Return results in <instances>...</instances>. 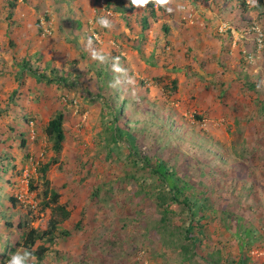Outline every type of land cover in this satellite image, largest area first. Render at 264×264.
Instances as JSON below:
<instances>
[{
	"label": "rangeland",
	"instance_id": "obj_1",
	"mask_svg": "<svg viewBox=\"0 0 264 264\" xmlns=\"http://www.w3.org/2000/svg\"><path fill=\"white\" fill-rule=\"evenodd\" d=\"M153 2L0 0V264L25 249L31 264H264V41L249 32L264 0ZM158 158L206 198L192 248L180 203L158 224Z\"/></svg>",
	"mask_w": 264,
	"mask_h": 264
},
{
	"label": "trees",
	"instance_id": "obj_2",
	"mask_svg": "<svg viewBox=\"0 0 264 264\" xmlns=\"http://www.w3.org/2000/svg\"><path fill=\"white\" fill-rule=\"evenodd\" d=\"M112 0H107V3L110 4ZM147 5L149 8L152 10V14L155 15L156 11L154 8V2L153 0H147ZM148 17L143 16V29H146L148 26ZM167 29V27L165 26ZM22 67L26 68L29 66V61L28 60H23L21 62ZM30 70H33L32 68H29ZM33 73L35 74L36 78L38 81L46 80L47 82L51 83L53 81L56 82H61L63 78H59L57 76H48L45 73H42L40 71L33 70ZM175 82V81H173ZM64 118L65 114L62 110H58L52 118L48 121L47 127H46V132L50 136V138L53 139L54 141V148L56 151L61 150L62 148V143L65 139V131H64ZM115 130L118 132L123 131L121 128L116 126ZM113 139H117L116 134L113 135ZM147 160L149 163L152 161V158L155 156L152 153H147ZM51 163L47 162L43 165L42 170L44 173L47 172L49 169ZM153 171L156 173V175L160 178L162 182V187L159 188L158 192V197L160 199V204L159 206L161 207V218L158 220V224H160V229H165L168 228L169 222H170V217L172 216L170 213V208L173 203H180L181 207L186 209L188 211V215L190 217V222L188 225L185 226L184 232H185V238H188L190 240V245L191 248L196 246V243L200 239L199 237L192 236L191 231L192 229L199 225L202 226L203 224L201 223V220L203 219L204 214L199 216V212L201 209L206 208V204L204 201H206V198H198L197 196H194L193 194H187V190H191V185L190 184H185L181 185L179 183V180L176 176V172L171 169L168 164L158 158L157 161H155V164L153 166ZM60 197V193L53 190L52 191V198L54 201H57ZM16 200V198H13ZM60 209V213L64 216L67 217L69 216V210H67L63 205H58ZM58 225V219L57 218H52L51 219V228L48 230H44L43 232H39L35 228H31L29 232L27 233L26 236V241L25 245L27 247H31L36 243L38 239H43L45 237H50L54 234V230ZM252 232H254L253 228H247L244 229V231H236L235 235L239 239L240 243V250H243V247L249 242L247 240V237L251 236ZM245 233V234H243ZM251 241V240H250ZM175 243V242H174ZM178 244V242H176ZM181 245V243H180ZM42 249L45 251L47 248L42 247ZM190 257L194 256L196 254L195 249L193 248L190 252ZM39 257H43L42 254L38 253ZM247 256H241L237 262L239 264H245L247 263ZM209 260H206V262ZM213 261V260H212ZM213 264L217 263L216 261L211 262ZM201 264V263H197Z\"/></svg>",
	"mask_w": 264,
	"mask_h": 264
},
{
	"label": "clouds",
	"instance_id": "obj_3",
	"mask_svg": "<svg viewBox=\"0 0 264 264\" xmlns=\"http://www.w3.org/2000/svg\"><path fill=\"white\" fill-rule=\"evenodd\" d=\"M133 4H142V3H147V0H132ZM161 3L164 2V0H160ZM97 22L105 27V28H109L111 27V22L109 21V19H107L106 17H99ZM88 43L89 45H91L92 43V38L89 37L88 39ZM93 56L99 59H103L102 56H99L98 53H96L95 51H93ZM33 254L31 251L25 249L23 252H15L13 253L9 260L7 261V264H31V261L29 260V257H31Z\"/></svg>",
	"mask_w": 264,
	"mask_h": 264
},
{
	"label": "built area",
	"instance_id": "obj_4",
	"mask_svg": "<svg viewBox=\"0 0 264 264\" xmlns=\"http://www.w3.org/2000/svg\"><path fill=\"white\" fill-rule=\"evenodd\" d=\"M253 32V35L257 41V44L261 48L263 46V41H264V30L260 23L258 21H253L249 25V32Z\"/></svg>",
	"mask_w": 264,
	"mask_h": 264
}]
</instances>
